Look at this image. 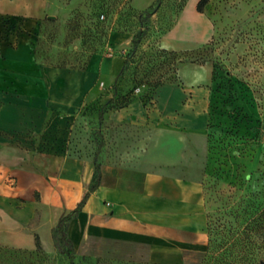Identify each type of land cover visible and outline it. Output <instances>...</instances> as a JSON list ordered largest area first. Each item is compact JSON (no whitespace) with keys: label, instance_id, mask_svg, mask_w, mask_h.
Wrapping results in <instances>:
<instances>
[{"label":"crops","instance_id":"obj_1","mask_svg":"<svg viewBox=\"0 0 264 264\" xmlns=\"http://www.w3.org/2000/svg\"><path fill=\"white\" fill-rule=\"evenodd\" d=\"M53 2L0 0V15L31 27ZM197 2L184 1L159 36L161 47L188 50L212 38L217 26ZM32 42L33 29L0 38V243L26 249L42 231L50 239L58 218L87 191L94 154L82 137L83 108L102 77L114 80L122 69L130 34L112 30L111 53L93 55L83 69L37 64ZM199 67L181 64V82L161 83L147 100L105 113L99 183L67 226L74 245L96 237L143 246L151 264H185L206 250L209 89Z\"/></svg>","mask_w":264,"mask_h":264},{"label":"rangeland","instance_id":"obj_2","mask_svg":"<svg viewBox=\"0 0 264 264\" xmlns=\"http://www.w3.org/2000/svg\"><path fill=\"white\" fill-rule=\"evenodd\" d=\"M184 1L55 0L49 16L31 27L24 18L3 23L0 17V38L33 29L37 64L83 69L93 55L111 53L112 30L130 34L125 55L143 33L123 74L102 77L101 90L83 108L82 137L99 174L105 113L127 95L145 101L156 84L181 82V64L200 65L205 75L200 84L209 89L210 155L201 185L209 245L185 264H264V0H208L199 12L213 19L216 33L196 48L168 50L158 38ZM52 228L50 239L44 231L37 234L40 249L0 243V264H151L143 246L96 237L74 245Z\"/></svg>","mask_w":264,"mask_h":264},{"label":"trees","instance_id":"obj_3","mask_svg":"<svg viewBox=\"0 0 264 264\" xmlns=\"http://www.w3.org/2000/svg\"><path fill=\"white\" fill-rule=\"evenodd\" d=\"M207 2H208V0H198L197 5H196L197 10H198V11H202L203 6H204ZM0 17H1V19L3 20V23H7V22H9L10 19L17 20L18 18H21V17H10V16H4V15H0ZM13 26H14V25H11V27H13ZM142 34H143L142 32H139V33H138V35L136 36V40H134V44H133V48H132V50H131L130 52H128V53L125 55V58H124V64H123L122 69L120 70V72H119V73L117 74V76H116L117 79H119V77H120V76L123 74V72L125 71V68H126V65H127V63H128V60H129L130 56L133 55V52H135V50H136V48H137L138 41H139V39L141 38ZM83 68H85V66H84ZM159 84H161V83L156 84V86L154 87V89H155ZM154 89H153V91H154ZM153 91H152V93H153ZM152 93H151V94H152ZM151 94H150V95H151ZM134 99H135V98H134L133 96L128 97V95H127V96H125L124 100H123L118 106H116V107H114V108H120V107H123V106H125L126 104H128L129 102H131L132 100H134ZM112 109H113V108H112ZM101 113H102V112L100 111V116H99L100 119H101V117H102ZM208 136H209V132H208ZM209 155H210V152H209ZM99 176H100V174H99V170H98V167L96 166V167H95V171H94L93 180H92L91 184L88 186V189H87L86 193L84 194V196L82 197V199L77 203V205H76V207H75L74 209L70 210V211L67 212V213L62 214V215L58 218V220H57L55 226L52 228V231H53V232H58V233H59L60 238H61V237H62V238H63V237H66L67 240H68V242H70L71 244H72V242H71V240H70V238L68 237V234H67V226H68V222H69V220H70V219H71V218H72V217L78 212V210L81 208V206L84 204V202H85V200H86V198H87L89 192L93 191V190L97 187V185H98V183H99ZM207 230H208V228H207ZM208 236H209V233H208ZM56 240H57V239H56ZM34 245H35V247H36L37 249H40V242H39V237H38L37 234L34 235ZM208 245H209V238H208ZM208 245H207V248H208ZM207 248H206V250H207ZM206 250H205V251H206ZM61 251L64 252V253H65L66 255H68L69 257L71 256V251H70V250H67V251H66V250L61 249Z\"/></svg>","mask_w":264,"mask_h":264}]
</instances>
